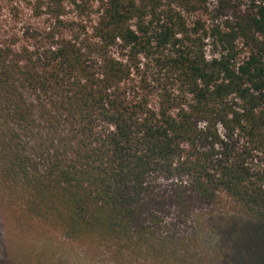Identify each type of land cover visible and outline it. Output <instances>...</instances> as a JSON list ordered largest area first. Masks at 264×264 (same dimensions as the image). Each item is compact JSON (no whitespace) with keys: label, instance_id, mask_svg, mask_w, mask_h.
I'll list each match as a JSON object with an SVG mask.
<instances>
[{"label":"trees","instance_id":"obj_1","mask_svg":"<svg viewBox=\"0 0 264 264\" xmlns=\"http://www.w3.org/2000/svg\"><path fill=\"white\" fill-rule=\"evenodd\" d=\"M160 1L67 0L72 20L31 4L39 50L0 42V184L72 232L141 243L222 195L262 228L216 231L222 264H264V2L207 32Z\"/></svg>","mask_w":264,"mask_h":264},{"label":"rangeland","instance_id":"obj_2","mask_svg":"<svg viewBox=\"0 0 264 264\" xmlns=\"http://www.w3.org/2000/svg\"><path fill=\"white\" fill-rule=\"evenodd\" d=\"M34 1L0 0V42L15 54L39 50L43 44L40 35L50 25L46 16L32 14ZM261 2L264 0H161L158 8L176 12L189 29L196 26L208 32L239 21ZM63 4L62 18L72 20L74 11L67 0ZM236 46L237 63H241L248 51L241 40ZM230 224L251 226L259 234L262 231L221 195L215 205L198 208L189 221H176L174 213H169L142 243L99 235L96 230L79 234L68 229L64 216L42 218L30 213L21 192H10L0 184V264H222L219 234Z\"/></svg>","mask_w":264,"mask_h":264}]
</instances>
